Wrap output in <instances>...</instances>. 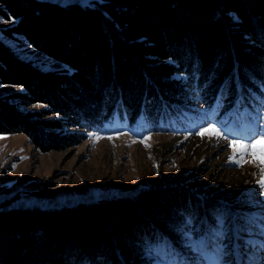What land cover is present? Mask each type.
I'll use <instances>...</instances> for the list:
<instances>
[{
    "label": "trees",
    "instance_id": "obj_1",
    "mask_svg": "<svg viewBox=\"0 0 264 264\" xmlns=\"http://www.w3.org/2000/svg\"><path fill=\"white\" fill-rule=\"evenodd\" d=\"M0 18L13 21L4 36L62 64L40 70L0 39V85L21 89L0 96V134L48 149L122 127L190 138L215 127L229 142L237 123L250 130L246 113L264 120V0H0ZM183 181L63 216L0 213V264H155L160 247L194 260L247 214L244 181L208 193Z\"/></svg>",
    "mask_w": 264,
    "mask_h": 264
},
{
    "label": "rangeland",
    "instance_id": "obj_2",
    "mask_svg": "<svg viewBox=\"0 0 264 264\" xmlns=\"http://www.w3.org/2000/svg\"><path fill=\"white\" fill-rule=\"evenodd\" d=\"M41 1L62 5L91 2ZM12 23L0 18V39L16 55L43 71L62 68L61 63L27 42L4 36L1 30ZM19 90L17 85L2 84L0 96ZM38 108L40 105L35 104L22 107L20 111ZM245 119L252 129L241 130L245 133L239 141L248 142L264 134V120L260 114L246 113ZM259 122L263 125H258ZM239 127L237 123V128L233 129L237 136ZM208 131L210 128L190 138L187 134H144L139 129L123 127L109 133L86 132L82 139L76 138V143L59 142L57 148L48 149H39L23 132L0 134V213L16 211L63 216L67 209L136 198L143 191L169 188L182 180L192 186H204L207 188L204 192L208 193V188L224 187L227 180L237 178V182H244L243 188L237 191L236 200L244 205L249 216L244 220L237 217L236 229L234 224L220 226L223 240L212 241L215 246L211 248L209 244L208 252L197 251L194 260L180 251L170 255L160 247L155 264H211L216 259L221 264H264V189L257 183L262 179L261 168L264 167L257 157L264 145L257 144L247 155H241L229 146V142L207 134ZM67 132L81 133L77 129ZM253 152L257 156H253ZM225 230H229L226 236ZM218 245L222 246V251L218 252ZM35 257L36 263L29 264L46 261L41 256Z\"/></svg>",
    "mask_w": 264,
    "mask_h": 264
},
{
    "label": "snow or ice",
    "instance_id": "obj_3",
    "mask_svg": "<svg viewBox=\"0 0 264 264\" xmlns=\"http://www.w3.org/2000/svg\"><path fill=\"white\" fill-rule=\"evenodd\" d=\"M207 134L216 135V136L221 135L220 131L215 127H211L210 131H208ZM257 144L264 145V134H261L258 138L252 139L248 142H241L239 140L229 141V146L233 147L235 152L240 153L241 155H247L249 153V150L254 149ZM252 154L253 156H257L256 152H253ZM257 159L262 165H264V147H261ZM261 174H262V179L257 183L261 186L262 189H264V167L261 168ZM217 235L219 236L221 234L217 233ZM217 250L218 252L222 251V246L218 245ZM211 264H221V262L218 259H216L213 260Z\"/></svg>",
    "mask_w": 264,
    "mask_h": 264
},
{
    "label": "bare ground",
    "instance_id": "obj_4",
    "mask_svg": "<svg viewBox=\"0 0 264 264\" xmlns=\"http://www.w3.org/2000/svg\"><path fill=\"white\" fill-rule=\"evenodd\" d=\"M53 134V133H52ZM54 135V134H53Z\"/></svg>",
    "mask_w": 264,
    "mask_h": 264
}]
</instances>
